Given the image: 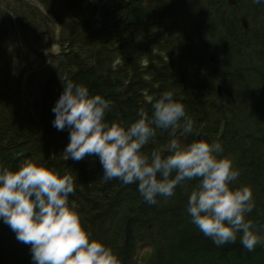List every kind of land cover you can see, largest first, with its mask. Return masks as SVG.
Listing matches in <instances>:
<instances>
[{"label": "trees", "instance_id": "16d2710c", "mask_svg": "<svg viewBox=\"0 0 264 264\" xmlns=\"http://www.w3.org/2000/svg\"><path fill=\"white\" fill-rule=\"evenodd\" d=\"M25 32L36 38L34 46ZM22 33L27 47L21 46ZM53 45L60 51L39 65L45 49ZM243 45L255 53L239 55L237 48ZM187 72L191 77L185 76ZM67 79L110 102L108 121L127 126L143 111L140 100L151 106L163 92L171 91L194 127L201 119L215 131L225 123L242 134L247 120L255 122V114L264 113V4L252 0H0V164L15 168L27 158L71 174L75 191L69 201L75 203L81 221L102 211L87 221L89 225H82L107 246L122 242L129 249L120 264H138L132 261L140 245L152 241L162 247V259L155 264H201V257L214 254L221 256L219 264H264V245L249 252L239 239L216 246L205 237L191 223L184 205L173 200L178 194L183 198L180 188L169 200L165 198L167 207L159 213L156 208L129 213L117 223L115 210L130 197L127 190L138 191V186L123 185L118 179L105 181L98 157L86 155L74 161L64 155L69 130L53 127L52 108ZM218 84L223 98L217 93ZM32 85L40 89L35 103L29 98ZM214 117L213 126L209 121ZM157 129L161 134L155 136L153 146L143 147L145 154L165 145L172 134ZM223 141L228 147L226 138ZM230 156L234 167L250 175L245 184L252 189L256 207L249 218L264 224V144L244 148L241 160L232 149ZM92 166L95 170L90 172ZM194 186L189 185L185 194ZM107 207L110 211H105ZM90 208L94 209L89 212ZM144 222V227L154 228L148 229L152 235L133 240V229ZM28 246L0 221V264H33Z\"/></svg>", "mask_w": 264, "mask_h": 264}, {"label": "clouds", "instance_id": "9594fccd", "mask_svg": "<svg viewBox=\"0 0 264 264\" xmlns=\"http://www.w3.org/2000/svg\"><path fill=\"white\" fill-rule=\"evenodd\" d=\"M62 82L52 124L58 131L69 130L63 150L67 159L98 157L105 181L137 184L149 205L196 180L186 211L205 237L216 246L239 239L249 252L264 245V224L249 218L256 207L251 187L234 186L240 172L222 155L219 142H183L193 135L194 122L171 91L155 99L150 116L141 111L124 126L105 118L110 102L103 96L90 94L87 86L71 79ZM156 128L171 130L172 138L145 154L142 149L155 138ZM74 191L73 176L46 161L25 158L15 168L0 164V221L17 241L30 245L33 264H120L113 249L82 225L75 203L69 201Z\"/></svg>", "mask_w": 264, "mask_h": 264}, {"label": "bare ground", "instance_id": "6f19581e", "mask_svg": "<svg viewBox=\"0 0 264 264\" xmlns=\"http://www.w3.org/2000/svg\"><path fill=\"white\" fill-rule=\"evenodd\" d=\"M212 29L215 31L216 27L212 26ZM12 32L15 34L14 31H12ZM15 35L18 36V34H15ZM22 35L24 36L23 33H22ZM237 52L239 53V55L251 56V55H253L255 53V50H254V48H251V47L249 48V47H246V46L243 45V46H239L237 48ZM216 53L217 52H215V54ZM218 57L222 61H225V58L221 54H218ZM52 63L55 64L56 62H52ZM185 76L191 77L190 75H188V72L185 74ZM193 76H195V72L193 73ZM205 79H206V76L203 75L202 80H203L204 84L200 80V83L202 84L201 88L205 85ZM185 84H187L186 85L187 88H190V86H189V84L187 83L186 80H185ZM218 89H219V84L217 85V92H218ZM200 91H201V89H200ZM140 105H141L143 111L148 113L149 116H150L151 112H152L151 106L150 105H146L141 100L139 102V107H140ZM38 110L39 109H37V112H38L37 114L39 115V114H41V111L40 110L38 111ZM32 114L34 115V113H32ZM254 117L257 119L255 122L251 121L249 119L243 124L242 134H240L239 132L238 133L236 132V129H235L236 127H232L231 125L227 126L225 123L221 124V126H220L221 130L216 128L217 131H215L214 127H209L210 125L206 124V123L204 124L201 119L197 120V127H193V133L194 134L201 133L204 136V139L207 142H210V143L211 142H219L222 145L223 149H224V152L222 153V155H224V156H226L228 158H232V156H230L231 149H232L233 152L235 153L237 159L241 160L242 151L244 150V148H246V150H248V149L253 150L257 146H259L261 144H264V113H260V112L256 113ZM216 119H217V117H214V119L212 121H209L211 123V125L213 124V126H214V122H215ZM155 131H156V135L160 132L157 128L155 129ZM164 132H166V131H164ZM160 134H161V132H160ZM36 137H37V135H36ZM236 137L239 138L241 143L236 139ZM171 138H172V135L170 137H168V140H170ZM224 138H226V140H227V142L229 144V146L226 147V148H224L225 147L224 146L225 143L223 141ZM153 143H154V139L151 140L148 143V145L150 144V147H151V146H153ZM148 145H146V146H148ZM151 151L152 150L148 151L147 153L150 154ZM254 157H255V155L253 154V158ZM238 163H241V162L238 161ZM236 169H238L239 172H240L238 180L235 183L236 185H244L245 183H249L251 181V179H249L250 175H249L248 171L243 170L240 167H237ZM91 170H95V167L92 166V168L90 169V172H91ZM197 182L198 181H196V180L186 181L183 185L177 186L176 190H178V188H180V192H182L183 198L179 199V196L181 194H178L177 198L173 199V200L176 201L177 204H180V206L184 205V208L186 209V207H187V199H188V193H187V195L185 194L186 191H187L186 188H188V186L192 185V184L196 185ZM245 185H248V184H245ZM137 194H138V191H136L134 189V187H131L129 190H127L126 196H130V197H128V200L122 201L121 204L115 210V212L118 214V217L116 218L117 223H118L119 220H121L119 218H123L129 213H144V212H147L148 210H150L152 208L153 209L156 208V211L158 212L160 209L167 207L168 201L164 197H158L157 198L158 199V203L156 205H149L148 203L143 201V199H141L142 197H141L140 194L138 195V197L140 199L138 201H136L134 199V197ZM169 199L170 198H168V200ZM172 201H169V204H168L169 206L171 204H173ZM113 207H114V205L111 206L110 208H113ZM110 208L109 207L105 208V211H110ZM93 209L94 208H90L89 212H91ZM101 212L102 211H98V212H95L91 216H87L85 218L86 221L85 222L81 221V223L89 225V223L87 221L91 222L93 217L98 215V214H101ZM111 212H112V210H111ZM112 213H114V212H112ZM186 217L189 218V215H187ZM144 225H145V222H144V224L141 223L140 226H138L137 228L133 229L132 233H135V235L133 236V240L136 237H138L139 235H141V234L152 235V232L150 230H148V229H154V228L150 227V226H145L144 227ZM157 240H158L159 243L161 242L158 238H157ZM116 242L119 243V240L116 239ZM149 244H150V247H151L149 249V251L147 253H145V254L140 255V251L141 250L138 249L139 252L137 253V256H141V259L140 258L139 259L142 262H148V263L150 262L152 264L159 263L160 259H162V257H161V255H162V247L158 243H155L153 241L149 242ZM119 245L120 246H117V247L115 246V247H110V248L113 249V251L119 257V261H121L122 257H124V256H126V254H128L129 249H126V248L122 247L121 246L122 242H120ZM123 246H125V244ZM115 250H117V251H115ZM27 254H29V256L31 255L29 246L27 247ZM137 256H136V258H134L135 260H133L132 262L135 261V263H136ZM192 257L195 259L194 255H192ZM220 260H221V256L219 254H216V255L214 254L213 257H209V256L201 257L200 263L201 264H219ZM128 263H130V262H128ZM187 264H192V263L191 262H187Z\"/></svg>", "mask_w": 264, "mask_h": 264}, {"label": "rangeland", "instance_id": "374dc122", "mask_svg": "<svg viewBox=\"0 0 264 264\" xmlns=\"http://www.w3.org/2000/svg\"><path fill=\"white\" fill-rule=\"evenodd\" d=\"M39 93H40V89H39L38 87L32 85V86H31L30 96H29L30 101H31L32 103H35L36 99H37V98H40V94H39ZM36 94H37L39 97H37ZM230 159H231V161L233 160L232 158H230ZM232 163H233V161H232ZM235 168H236V167H235ZM146 250H147V248H144V247L142 246V249H141V251H140V255L145 254V253H146Z\"/></svg>", "mask_w": 264, "mask_h": 264}]
</instances>
